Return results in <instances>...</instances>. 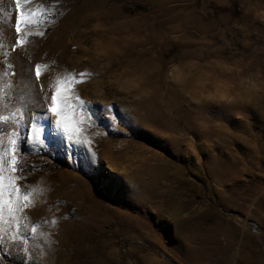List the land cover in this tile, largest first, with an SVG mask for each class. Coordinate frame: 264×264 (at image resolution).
Wrapping results in <instances>:
<instances>
[{
	"label": "rangeland",
	"instance_id": "rangeland-1",
	"mask_svg": "<svg viewBox=\"0 0 264 264\" xmlns=\"http://www.w3.org/2000/svg\"><path fill=\"white\" fill-rule=\"evenodd\" d=\"M37 3L55 19L13 51L18 13L0 2V63L29 104L49 81L19 74L41 63L94 73L70 87L88 111L122 114L113 128L64 111L95 167L79 146L25 142L27 182L44 189L29 219L45 235L0 245V264H264V0Z\"/></svg>",
	"mask_w": 264,
	"mask_h": 264
},
{
	"label": "snow or ice",
	"instance_id": "snow-or-ice-1",
	"mask_svg": "<svg viewBox=\"0 0 264 264\" xmlns=\"http://www.w3.org/2000/svg\"><path fill=\"white\" fill-rule=\"evenodd\" d=\"M2 2V0H0ZM17 15L14 20L13 37L11 48L13 51L24 47L29 38L43 37L47 27L55 19L47 8L37 3V0H14ZM35 4V7L24 8L25 5ZM4 9L0 7V14ZM27 29V31H25ZM35 29H40L34 31ZM5 39L3 25H0V41ZM4 47L0 43V49ZM7 69H13L9 72ZM45 69V72H42ZM28 76L24 72L19 75L22 79H33L38 82L43 75L49 84H37L39 91L44 93L42 102L33 107L29 104L25 89L27 84H17L15 77L17 72L12 64L7 68L0 63V245L13 243L23 247L29 238L36 239L45 235L38 232L39 224L29 219V211L37 203L43 201L44 189L27 182L26 161L17 153H23L24 144L28 142L31 146L46 148L49 143L59 141L69 148L79 146L86 153L85 164L96 166L97 158L87 144L89 143L70 129L66 122L64 111L70 110L75 114L79 108L87 113L93 124L102 117L109 122V126L115 128L116 116L122 114V110L113 112V105H104L98 116L95 111H88L91 102L83 101L70 85L82 83L83 80H76L75 77L94 75V73H65L62 76H55L53 70L47 64L29 62ZM13 79L10 81L8 77ZM4 111L8 115L2 114ZM39 113V114H37ZM55 114L59 119H53ZM24 124L26 133L21 134L19 125ZM7 125L8 131L4 126ZM117 131H119L117 129ZM6 141V143H5ZM34 170V169H33ZM50 222L56 224V219Z\"/></svg>",
	"mask_w": 264,
	"mask_h": 264
},
{
	"label": "trees",
	"instance_id": "trees-1",
	"mask_svg": "<svg viewBox=\"0 0 264 264\" xmlns=\"http://www.w3.org/2000/svg\"><path fill=\"white\" fill-rule=\"evenodd\" d=\"M4 128H5V131L10 130V129H8L7 125H5ZM19 130H20L21 134L24 133L23 124L19 125ZM21 154L23 156V160L26 161V168L31 171L33 169L31 163L35 159L36 155L28 153V152H26L24 150H23V153H21ZM252 227L253 228H257L256 226H252Z\"/></svg>",
	"mask_w": 264,
	"mask_h": 264
},
{
	"label": "bare ground",
	"instance_id": "bare-ground-1",
	"mask_svg": "<svg viewBox=\"0 0 264 264\" xmlns=\"http://www.w3.org/2000/svg\"><path fill=\"white\" fill-rule=\"evenodd\" d=\"M210 71V70H209ZM207 72V71H206ZM216 72V71H215ZM203 73H205V72H203ZM210 73V72H209ZM213 73V72H212ZM199 75V74H198ZM243 89V88H242ZM246 91V90H245ZM245 91H244V94H245ZM250 92V90L248 91V93ZM242 95V94H241ZM201 110V109H200Z\"/></svg>",
	"mask_w": 264,
	"mask_h": 264
}]
</instances>
